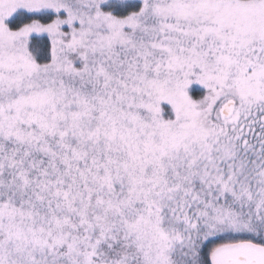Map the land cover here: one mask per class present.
Instances as JSON below:
<instances>
[{
  "label": "snow or ice",
  "instance_id": "6c2138e0",
  "mask_svg": "<svg viewBox=\"0 0 264 264\" xmlns=\"http://www.w3.org/2000/svg\"><path fill=\"white\" fill-rule=\"evenodd\" d=\"M0 264H264V0H0Z\"/></svg>",
  "mask_w": 264,
  "mask_h": 264
}]
</instances>
